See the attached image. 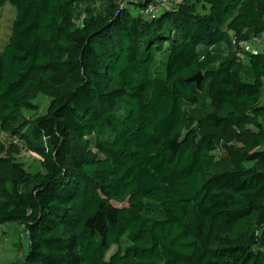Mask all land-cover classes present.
Returning a JSON list of instances; mask_svg holds the SVG:
<instances>
[{
	"label": "trees",
	"instance_id": "obj_1",
	"mask_svg": "<svg viewBox=\"0 0 264 264\" xmlns=\"http://www.w3.org/2000/svg\"><path fill=\"white\" fill-rule=\"evenodd\" d=\"M96 1L0 0V226L30 241L12 264H264V54L233 47L264 37V0Z\"/></svg>",
	"mask_w": 264,
	"mask_h": 264
},
{
	"label": "rangeland",
	"instance_id": "obj_2",
	"mask_svg": "<svg viewBox=\"0 0 264 264\" xmlns=\"http://www.w3.org/2000/svg\"><path fill=\"white\" fill-rule=\"evenodd\" d=\"M98 1V0H97ZM96 1V2H97ZM92 4H95L92 3ZM85 5V4H84ZM84 5L81 7L82 11L78 16V19L84 18L86 13L83 12ZM96 6L98 11H103L104 4L98 1ZM16 18V9L10 4L6 3L0 10V52L3 51L5 45L8 43L10 35L12 33V27ZM226 47V48H225ZM225 52L228 51L227 46H224ZM35 104L38 106V110L35 113L26 112L29 117H38L45 114L48 110L50 98L45 94L39 93L36 95ZM9 136L0 131V139H3L8 143ZM16 141V139H15ZM20 149L16 153V158L22 162L25 168L31 172H36L43 169L42 159L36 153L30 152L26 149L21 142ZM117 206H124L126 204L114 203ZM29 234L25 230L24 226L17 222H8L0 226V264H12L15 262H21L29 249ZM118 250V246H113L108 253V257Z\"/></svg>",
	"mask_w": 264,
	"mask_h": 264
},
{
	"label": "built area",
	"instance_id": "obj_3",
	"mask_svg": "<svg viewBox=\"0 0 264 264\" xmlns=\"http://www.w3.org/2000/svg\"><path fill=\"white\" fill-rule=\"evenodd\" d=\"M182 1L183 0H155L154 3L149 4L146 12L151 15H155L158 12L168 9ZM84 18H81V20L78 19L79 22H82ZM233 47L238 50V56L240 58L244 57L245 52L264 54V37H253L250 40L234 39Z\"/></svg>",
	"mask_w": 264,
	"mask_h": 264
},
{
	"label": "water",
	"instance_id": "obj_4",
	"mask_svg": "<svg viewBox=\"0 0 264 264\" xmlns=\"http://www.w3.org/2000/svg\"><path fill=\"white\" fill-rule=\"evenodd\" d=\"M190 80L195 81L200 91H202L201 89L202 72H199V74L193 76L192 78H190Z\"/></svg>",
	"mask_w": 264,
	"mask_h": 264
}]
</instances>
